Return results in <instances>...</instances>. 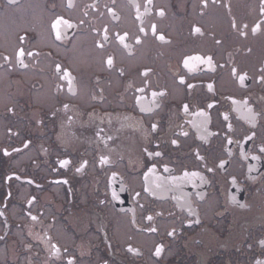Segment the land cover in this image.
Here are the masks:
<instances>
[{
	"label": "flooded vegetation",
	"instance_id": "obj_1",
	"mask_svg": "<svg viewBox=\"0 0 264 264\" xmlns=\"http://www.w3.org/2000/svg\"><path fill=\"white\" fill-rule=\"evenodd\" d=\"M69 262L264 264V0H0V264Z\"/></svg>",
	"mask_w": 264,
	"mask_h": 264
},
{
	"label": "snow or ice",
	"instance_id": "obj_2",
	"mask_svg": "<svg viewBox=\"0 0 264 264\" xmlns=\"http://www.w3.org/2000/svg\"><path fill=\"white\" fill-rule=\"evenodd\" d=\"M57 23H60V21H58ZM197 31H199V29H197ZM254 31H255V30H254ZM161 39H163V37H161ZM19 55H21V56L24 55L23 51H21V52L19 53ZM108 63H111V60H109ZM64 163L66 164L67 161H65ZM33 219H35V218H33ZM159 252H160V249L158 248V249H157V254H159ZM69 264H71V262H69Z\"/></svg>",
	"mask_w": 264,
	"mask_h": 264
}]
</instances>
